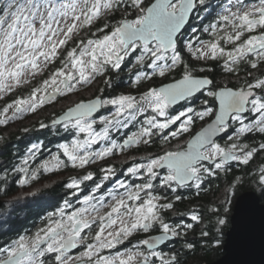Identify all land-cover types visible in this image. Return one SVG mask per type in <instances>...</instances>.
I'll list each match as a JSON object with an SVG mask.
<instances>
[{
	"label": "snow or ice",
	"instance_id": "snow-or-ice-1",
	"mask_svg": "<svg viewBox=\"0 0 264 264\" xmlns=\"http://www.w3.org/2000/svg\"><path fill=\"white\" fill-rule=\"evenodd\" d=\"M198 5L205 6V0H152L147 4L145 0H0V99L30 84L60 58L61 51H66L60 66L27 96H17L0 108V125L25 113H35L58 97L74 94L109 70H120L125 59L137 52L133 66L150 69L135 73L137 84L154 76L166 77L173 71L180 73L172 82L149 87L139 96H96L67 107L51 125L71 132L73 138L61 143L59 151L44 159L37 171L50 172L68 165L85 169L116 151L152 143L155 136L160 137L162 144H168L170 138L189 133L196 119L203 121L214 115L212 122L186 140L184 146L164 148L162 153L147 157L146 162L127 168L129 176L140 177L143 183L117 179L113 188L105 189L104 182L116 174L114 166L102 168L99 179L91 171L71 178L67 187L82 206L73 209L65 200L62 207L49 214L44 227L31 236L20 235L0 248V264H47L48 256L52 257V264H180L178 254L165 253L162 246L181 236L182 228L191 229L193 224L166 222L162 213L172 209L174 202H161L166 197L158 195L157 189L176 192L191 187L199 194L206 178L215 176L217 170H225L230 161L247 165L256 152L264 150V143L257 148L240 141L254 131L264 134V72L257 76L247 71L248 79L236 88L218 87L213 79L196 74V69L182 58L178 41ZM219 8L215 22L202 29L213 38L206 41L197 37V46L191 40L184 46L196 60H222L224 71L232 75L238 76L241 64L251 70L260 69L264 65V0H226ZM121 10L125 14L115 24L105 22L89 37L77 39L75 46L66 48L80 31ZM246 34L247 38L242 39ZM222 41L232 47L226 48ZM106 83L110 84L111 78ZM205 89L207 96L218 101V107L209 106L205 100L200 110L190 104L176 110ZM104 111L107 114H101ZM137 123V131L126 135L122 142L114 139V132ZM233 123L239 125L235 136H229L233 142L222 146L216 138ZM40 127L48 125L41 123ZM100 144L103 146L94 147ZM43 147L40 142L30 144L20 172H28L29 162ZM205 162H210L211 167ZM260 181L264 187V168ZM85 182L93 185L87 194ZM19 183L27 184V177ZM239 183L237 178L221 204L223 211L216 219V231L221 237L216 239L217 245L222 243V228L228 221L231 197ZM180 199L175 196V201ZM238 211L244 216L247 206L241 203ZM199 219L197 213L191 214L192 221ZM156 229L158 234L145 235L133 243L135 234ZM81 247L82 252L72 254ZM187 248L193 250L195 245L188 243Z\"/></svg>",
	"mask_w": 264,
	"mask_h": 264
},
{
	"label": "trees",
	"instance_id": "trees-1",
	"mask_svg": "<svg viewBox=\"0 0 264 264\" xmlns=\"http://www.w3.org/2000/svg\"><path fill=\"white\" fill-rule=\"evenodd\" d=\"M151 2L152 0H145L146 4ZM206 2L207 0H205V3ZM222 4L223 2L220 3V5ZM212 5L215 4L212 2L205 4V6L199 7L197 18L202 17L200 22L204 23L201 25L199 33H204L202 28L210 23L215 22L217 18L220 5ZM129 12H131V9H129ZM124 14V11L121 10L108 17L106 21L103 19L100 20L94 26V28H91V30L87 32V35L95 32L97 27H102L103 23L105 22H108L110 25L115 24L119 19L123 18ZM129 18L133 17L129 16ZM86 36H82V39H84ZM192 38H194V40L192 39L191 41L196 42L195 34ZM222 45L226 48H230V45L225 44L223 41ZM73 46H75V43L70 44L67 49H70ZM65 54L66 51L61 59L64 58ZM190 58L185 59V61L191 65L192 60ZM202 64L203 62L201 60H197L198 67L196 69V73L201 72L200 70L203 69V71L212 76L214 80H219V78L225 77L227 74V72H225L223 69L222 60H206L205 67ZM143 70L148 69L141 68L139 65L132 66L127 70V72L130 74H126L124 70H109L104 75L98 76L95 80H93L94 82L96 81L94 83L96 91L92 95L94 97H108L125 93L139 96L149 87H154L159 84L156 77L151 80H141L139 84L135 83V73L137 71ZM247 71L253 70L248 69L245 65L241 64L238 76L228 73L227 77L229 84L237 85L238 83H243V81L248 79L246 75ZM261 72H264V65H261L260 67V74ZM178 74L179 71L177 72V75ZM109 78H111L110 84L106 83ZM94 85L85 86L93 87ZM62 112L63 110L61 109L54 110L52 115H43L45 118H37L34 120V122H31L27 126V130L20 127L5 135L0 133V135H2L0 138V199L4 201L0 210V248L9 245L20 235L31 236L35 230L44 227L46 224L44 217L48 214V211L56 204V202H58L63 197L71 198V190L68 189L66 185L63 186L59 179L51 182L52 184L50 185L52 186L40 188L38 193H30L27 197L22 199L13 197L15 195L17 196L19 193H22L23 190L29 188L33 189V187L41 185V183L50 178L56 176L60 177L61 173H63V170L62 172L59 170L49 172L44 171L43 169L37 171L40 163L44 159L51 158V155L55 153V147L60 145L61 141L67 142L73 138L71 132L65 133L60 126L51 125V121ZM103 113L107 114L106 111ZM140 119L142 120V117ZM41 123L48 125V127L41 128ZM139 126V123H137L127 129H121L119 133H113V137H115L116 134H119V136H126L137 131ZM219 141L225 146L233 142V140H229V138H220ZM240 141L242 143L248 144L250 147L258 148L260 143H264V134L254 131L250 134L242 136ZM36 142L42 143L44 147L41 152L37 154L36 159L29 162L27 166L28 172L22 173L19 171V169L24 167L23 158L27 152V149L31 143ZM117 142L120 143L121 141L118 140ZM162 145L163 146H160L159 144L157 147L150 145L148 147H142V145L139 144L137 147L131 148V150H124L122 152L116 151L112 156L105 158V161H98L95 164H91L90 166L97 164L98 165L94 166L93 168L100 166H114L116 171L115 176H113L114 178L110 181L104 182L105 189H110L111 182H115L117 177L128 178L127 167L130 166L132 162V164L137 163V161L143 162V156L145 152H161L165 147V144ZM125 155L131 157L132 160L128 162V159L126 160ZM116 158L119 160V162H112V159L115 160ZM64 160L65 163H67L65 157ZM121 160L123 162H121ZM262 168H264V150L256 152L253 159L247 165L234 161L231 164H228L225 170H217V174L215 176L206 178L204 184L199 190V194L195 188L191 187L186 189H178L176 192H172L167 189H157L158 195L166 197V200H162L161 202H174L172 209L166 210L162 213L166 222L173 225H186L188 223L193 224L191 229L182 228L181 231L183 234L181 236L171 238L169 240L172 243H175L178 240L180 241L178 245H180L181 248L180 250L175 251L178 254L180 264H207L223 256V245L226 238L225 233L231 225V214L233 212L236 198L241 193L249 189H254L258 192L262 202H264V187H262L260 181ZM32 173H36L35 176H33ZM25 177H27L28 183L21 185L19 180L24 179ZM96 177L99 179L102 177V175H96ZM237 178H240V183L237 185L238 190L231 197L232 204L230 205V211L228 213V221L222 228V243L217 245L215 241L221 237L218 236L216 231V219L217 216L223 211L221 204L225 201L226 197L228 196V190L230 186L236 183ZM89 184H92V182H88L87 187H85L86 190L89 187H92V185ZM5 190H7V194H5ZM176 195L181 196L179 201H175ZM11 198L13 201H11ZM214 209H219L220 212H216ZM193 212L199 215V221L191 220V214ZM156 230L158 231V229ZM202 232H207L208 236H202ZM188 243L194 244L195 248L193 250H189L187 248Z\"/></svg>",
	"mask_w": 264,
	"mask_h": 264
},
{
	"label": "flooded vegetation",
	"instance_id": "flooded-vegetation-1",
	"mask_svg": "<svg viewBox=\"0 0 264 264\" xmlns=\"http://www.w3.org/2000/svg\"><path fill=\"white\" fill-rule=\"evenodd\" d=\"M221 2H223V4L226 2V0H215V4L217 5V6H219L220 5V3ZM205 4H207V2L205 3ZM199 5L197 6V8L194 10V12L192 13V15H191V19H190V21H189V23L187 24V26L185 27V29L182 31V36H181V38H180V40L178 41V48H179V50L181 51V55H182V58H183V60H184V62L185 63H188L187 61H185V59H187V58H190L191 60H192V67H194L195 69H197V67H198V65H197V60L195 59V57L192 55V53H190L189 51H188V49L184 46L186 43H187V41H189V40H194V38H192L193 36H194V34H195V36H196V38L197 37H199L201 40H210V39H212V35H211V33H199L200 32V27H201V25H203L204 23L203 22H200L201 21V19H202V17L201 18H197V12H198V10H199ZM219 11H220V9H219ZM203 21V20H202ZM193 29H195L196 31L194 32L193 31ZM203 29V28H202ZM247 38V34L245 35V37H243L242 39H246ZM226 44V43H225ZM193 45H194V47L195 46H197L196 45V42L195 41H193ZM230 47H232V45H230ZM187 53H189V54H187ZM139 53L137 52L136 54H134V55H138ZM134 55L133 56H130V57H127L126 59H125V61H124V63L122 64V67H121V69L120 70H124V72H126V74H130L129 72H127V70L130 68V67H132L133 66V64L135 63V57H134ZM202 62H203V66L205 67V61L206 60H201ZM143 71H150V69H148V70H143ZM177 72L178 71H173V72H171V73H169L166 77H159V76H154V77H156L157 79H158V85L157 86H154V87H160V86H162L163 84H165V83H170V82H172L174 79H177V78H179V75H180V73L177 75ZM196 74H198V75H201V76H206V77H208V78H210V79H213L212 78V76H210L208 73H206V72H198V73H196ZM228 74V73H227ZM227 74L225 75V77H221V78H219V80H214L213 79V81H214V84L216 85V86H218V87H223V86H228V87H233V88H236V87H239V86H241V84L242 83H238L237 85H231V84H229V81H228V77H227ZM253 74L254 75H260V69H258L257 71L256 70H253ZM132 75H133V73H132ZM153 77V78H154ZM152 78V79H153ZM237 80H239V79H237ZM96 97V96H95ZM95 97H93V98H95ZM15 99V98H14ZM205 100H207L208 101V105L209 106H212V107H214V108H216V107H218V101H214L213 100V98L212 97H209V96H207V90L205 89V90H202L200 93H197L190 101H187V102H182L181 103V105H178L177 107H176V110L178 111V110H180V108L182 107V106H187V105H191V106H193V107H195L197 110H200L202 107H204L205 105L203 104V101H205ZM7 102H10V98L8 97V99H7V101H6V103ZM48 104V103H47ZM66 110V109H65ZM101 114H104L103 112L101 113ZM174 114V113H173ZM251 117H249V119H250ZM214 119V115L212 116V117H206L203 121H201V120H199V119H196L195 120V122H194V124L192 125V129H191V131L189 132V133H184V134H182L180 137H178V138H176V139H171L170 138V143H168L167 144V146H166V144H165V147L164 148H174L177 144H179V145H181V146H184V143H185V141L186 140H188V139H190L193 135H195V133L196 132H198V131H200L201 130V128H203V127H205V126H207V124H209V123H211L212 122V120ZM179 123V122H178ZM99 127V126H98ZM238 127H239V125L238 124H236V123H233L230 127H229V129L227 130V132H224V133H222V135L221 136H219L218 137V139H217V142L218 143H220L222 146H225L224 144H222L219 140H220V138H229V136H235V132H234V130L235 129H238ZM135 128V127H134ZM174 128H175V126H172V129L174 130ZM167 131V130H166ZM115 133V132H114ZM124 138H126V136L125 135H123V136H119V134H116V136L114 137V139H116V141H118V140H120L121 142H122V140L124 139ZM72 139V138H71ZM65 141H61L60 142V144L61 143H64ZM160 144V146H163L162 145V142H161V139H160V137L159 136H155V137H153V142L152 143H149V144H147V145H145V144H143V143H141V145H142V147L144 146V147H148L149 145L150 146H153V147H157L158 145ZM101 146H103L102 144H100V145H96V146H94V147H96V148H98V147H101ZM138 145H134V146H132V147H130V148H127V149H125V150H131V148H133V147H137ZM56 148V150H55V153H53V154H56L58 151H59V145L57 146V147H55ZM161 148V147H160ZM164 149H162V151H163ZM162 151L161 152H159V151H151V152H145L144 153V156H143V158H144V161L143 162H139V161H137V163H144V162H146V158L147 157H149V156H152V155H156V154H160V153H162ZM126 156V155H125ZM62 159H64V157L62 156L61 157ZM126 158V160L128 159V162H130L131 160H132V158L131 157H128V155L125 157ZM66 159V158H65ZM136 160V159H135ZM103 161H105V160H103ZM98 162V161H97ZM112 162H119V160L116 158L115 160H113L112 159ZM121 162H123L122 160H121ZM234 162V161H233ZM133 163V162H132ZM130 164V166H132L133 164ZM206 163V165L207 166H209L210 167V162H205ZM229 164H231V163H229ZM91 165V164H90ZM86 166V168L85 169H80L79 167H75V168H73L71 165H68V167H61V168H59L58 170L60 171V172H62V170H63V173H61V176H64V177H62V178H60L59 180L61 181L60 183H62L63 184V186H67V184L70 182V179L71 178H74V177H80V176H82V175H84V174H86V172H88V171H91V172H94L96 175H103V173L101 172V169L102 168H106V167H108V166H100V167H97V168H93L94 166H97V165H92V166ZM130 166H128V167H130ZM127 167V168H128ZM55 171H57V170H55ZM58 171V172H59ZM54 172V171H53ZM58 172H56V173H58ZM164 174V172H163V170H161V176ZM127 175H128V173H127ZM57 177V176H56ZM55 178V177H54ZM114 177H112L111 178V180L113 179ZM117 179H120V180H127V181H129V182H133V183H143L144 181L140 178V177H131V176H129L128 175V178H122V177H117L116 179H115V181L117 180ZM57 180V179H56ZM57 183V182H56ZM86 183V185H88V182H85ZM155 183L156 184H159V179L157 180V181H155ZM55 184V183H54ZM89 185H92V184H89ZM93 186V185H92ZM113 186H115V182H111V188L113 187ZM52 188V187H51ZM68 188V187H67ZM50 189V188H49ZM160 188H158V190H159ZM160 190H162V189H160ZM39 192V191H38ZM37 191H35L34 193H38ZM85 194H87V190L85 189ZM97 195H99V194H97ZM82 198V197H81ZM65 200H68L71 204H72V206H73V209L74 208H76V207H80V206H82V205H80L79 203H78V200H77V198L76 197H73L72 195H71V198H66V197H63V198H61L58 202H56V204L48 211V214L44 217L45 218V220H46V223H47V221H48V219H49V214L50 213H52V212H55V211H57L60 207H62L63 206V202L65 201ZM72 209H66V211H71ZM107 209H105V211H106ZM37 230H35L34 231V233L36 232ZM34 233H32V235L34 234ZM156 234H158V231L157 230H155V231H152V232H150V233H148V234H144V233H137V234H135L133 237H132V240H133V243H135V240L136 239H138V238H143L145 235H156ZM180 243V241L178 240V241H176L175 243H172L171 241H168V242H166V245H164V246H162V250L165 252V253H168V252H172V251H176V250H180V248H181V246L180 245H178ZM117 248L118 249H120V250H123V246H117ZM84 249L81 247L80 249H78V250H73V255H78L79 254V252H82ZM112 251H115V250H112ZM105 254H108V251L106 250V252H105ZM46 261H47V264H52V257L51 256H48V257H46Z\"/></svg>",
	"mask_w": 264,
	"mask_h": 264
},
{
	"label": "water",
	"instance_id": "water-1",
	"mask_svg": "<svg viewBox=\"0 0 264 264\" xmlns=\"http://www.w3.org/2000/svg\"><path fill=\"white\" fill-rule=\"evenodd\" d=\"M221 135L219 133L216 140ZM3 202L0 199V209ZM241 203L247 206L244 216L238 211ZM225 235L223 256L207 264H264V202L256 190L249 189L236 198L231 225Z\"/></svg>",
	"mask_w": 264,
	"mask_h": 264
},
{
	"label": "rangeland",
	"instance_id": "rangeland-1",
	"mask_svg": "<svg viewBox=\"0 0 264 264\" xmlns=\"http://www.w3.org/2000/svg\"><path fill=\"white\" fill-rule=\"evenodd\" d=\"M212 2H213V4H215L214 0H207V4L212 3ZM215 5H212V6H215ZM212 6H210V7H212ZM92 28H94V26ZM89 30H91V28L87 29V30L80 31L79 35L74 37V40L70 41L69 44L66 46V48L70 44L74 43L75 40L82 39V36H86L87 32ZM89 36L90 35H87L85 38H87ZM64 53H65V51H61L60 52V58L57 59L54 64H51L46 69H44L42 74H38L32 80V82L30 84L24 85V86L18 88L14 93H10L7 96H5L3 99H0V108H2L6 104L8 97L10 98V101H11L14 98H16L17 96H27L34 87L38 86L42 82L43 79H46L56 68H58L60 66V60H61ZM95 82L92 81V83L88 84V85L92 86V85H94ZM91 86L88 87V86L84 85L82 87H79L78 91H76L74 94H70L69 96L62 97V98L58 97V99L55 102L45 104L43 107L39 108L35 113H25L21 118H19L17 120H13V121L9 122L7 125H0V133L2 135L3 134L5 135V134L10 133V132H12V131L20 128V127L27 130V126L31 122H34V120H36L39 117H40L39 119L45 118V116H43V115H52L54 110H60L61 109L64 111L67 107L71 106L73 103L79 102L80 99L81 100H88V99L93 98L94 96L92 94H94V92L96 91V89H95L96 87H95V85L93 87H91ZM83 98H85V99H83ZM53 108H55V109H53ZM2 135H0V138ZM64 176H60L57 178L56 177L50 178V179L44 181L43 183H41V185L35 186V187H33V189L29 188V189L23 190V192H22L23 194L19 193L17 196L15 195L13 197H17L19 199L27 197L30 193H34L35 191H37V192L40 191V188H43L45 186H52V185H50V184H52L51 182H54L56 179H60ZM13 199H15V198H13ZM11 201H13L12 198H11Z\"/></svg>",
	"mask_w": 264,
	"mask_h": 264
},
{
	"label": "bare ground",
	"instance_id": "bare-ground-1",
	"mask_svg": "<svg viewBox=\"0 0 264 264\" xmlns=\"http://www.w3.org/2000/svg\"><path fill=\"white\" fill-rule=\"evenodd\" d=\"M3 206V205H2ZM2 208V207H1ZM1 210V209H0Z\"/></svg>",
	"mask_w": 264,
	"mask_h": 264
}]
</instances>
